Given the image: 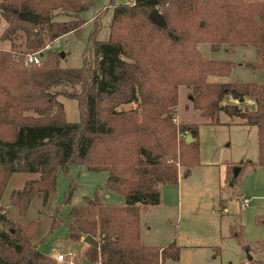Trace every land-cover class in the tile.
I'll use <instances>...</instances> for the list:
<instances>
[{
    "label": "trees",
    "instance_id": "obj_1",
    "mask_svg": "<svg viewBox=\"0 0 264 264\" xmlns=\"http://www.w3.org/2000/svg\"><path fill=\"white\" fill-rule=\"evenodd\" d=\"M92 2L0 0V20L6 23L0 40L19 37L12 45L25 48H0V194L12 172H36L7 196V204L24 214L34 195L44 201L54 188L57 168L74 164L103 170L105 187L120 193L123 202L105 203L96 190L82 194L81 202L69 205L67 238L89 234L96 239L98 245H88L85 254L99 264H164L177 259L179 246L140 243L139 213L159 203L160 184L177 181V164L186 175L197 162V123L173 121L178 85L191 90L202 115L215 120L223 111L254 125L257 159L252 163L264 165V81H205L212 67L229 68L234 62L205 57L197 48L208 42L212 51L223 46L231 53L235 46L250 45L255 59L244 65L264 67V0H109L107 37L89 33L81 65H59L54 49H43L37 64H22L27 49L78 31L84 22L79 13ZM152 8L160 22L148 17ZM28 12L37 15L36 23L24 18ZM58 94L81 106L77 120L64 118ZM226 95L251 96L255 107L220 104ZM131 102L134 106L121 107ZM184 132L192 140L177 138ZM231 174L228 167L224 180L232 183ZM72 181L68 176L63 202H69ZM58 213L54 207L49 230L58 224ZM36 231V220L22 225L0 211V264H56L49 252L38 250Z\"/></svg>",
    "mask_w": 264,
    "mask_h": 264
},
{
    "label": "rangeland",
    "instance_id": "obj_2",
    "mask_svg": "<svg viewBox=\"0 0 264 264\" xmlns=\"http://www.w3.org/2000/svg\"><path fill=\"white\" fill-rule=\"evenodd\" d=\"M127 1L129 0H114V3ZM110 3L109 0H93L90 7L79 13L84 22L78 31L64 33L34 50L42 48L62 51L59 65H81L82 51L89 33L94 30L96 39L107 37L111 16ZM97 13L98 25L95 28L94 16ZM59 17L64 18L65 15ZM5 25L6 23L0 20V32ZM20 41L19 37L11 42L7 39L0 40V48L25 50L23 45H12ZM222 47L214 52L216 55L223 53L217 58H228L234 62V65L229 67L231 80L213 74L205 76L206 72L216 67L214 66L204 73L205 81H264V67L251 68L244 65L245 61L255 59L252 46H235L231 53L225 52ZM197 48L202 55L207 54L206 48L202 49L203 52L200 49V43ZM27 52L31 50L27 49L25 53ZM176 93L173 121L197 123L198 158L197 162L189 167L186 175H182L183 166L177 164V181L159 185V204L150 205L140 211V243L164 247L173 241L178 245L177 259H166L164 264H252V259L264 264V165L252 163L257 159L255 128L235 124L234 122L241 119L237 116L230 117L223 111L217 113L215 120L202 115L200 109L193 106L191 90L184 85H178ZM57 98L62 102L64 118L68 121L77 120L81 106L77 105L76 100L61 94H58ZM224 100L226 99L222 98L219 103L222 104ZM131 106H134V102L121 105L123 108ZM119 107L120 105L116 109ZM207 121L210 122L201 123ZM186 133H178L177 138H184ZM227 167L232 172L234 167L238 168L235 175L231 174V177L234 175L232 183L224 180ZM29 176L37 177V173L16 171L10 174L0 194V211H5L7 216L22 225L30 219L36 220L37 231L34 239L41 237L37 248L42 252H49L56 264H99L97 260L90 261L86 258L85 250L88 244L83 243L81 238H67V211L70 204L81 202L82 194L91 196L95 190L103 202L121 204L122 195L105 187L107 173L103 170L87 169L84 165L70 164L66 170L59 167L55 173L54 188L48 191L45 200L43 201L39 194L34 195L25 213L18 214L15 207L7 204V196L11 190L19 189L23 185L22 182L31 179H26ZM68 176L73 180L75 187L69 202H63ZM243 196L246 198L244 205ZM54 207H59L60 220L49 230ZM68 251L72 253L67 255ZM57 253L66 256L58 260ZM247 254L251 259H247Z\"/></svg>",
    "mask_w": 264,
    "mask_h": 264
},
{
    "label": "crops",
    "instance_id": "obj_3",
    "mask_svg": "<svg viewBox=\"0 0 264 264\" xmlns=\"http://www.w3.org/2000/svg\"><path fill=\"white\" fill-rule=\"evenodd\" d=\"M204 46H206V47H204ZM241 46H243V45H241ZM203 48H206V50H207V54L203 53L205 56H209V57H212V58H217V57H220V56L223 55V53L221 55H216L214 51L210 50V48L208 47V43H206V42L200 43V49L202 50ZM202 52H203V50H202ZM236 65H240V64H236ZM230 72H231V68H227V67H224V66H216V67L212 68L211 70H209L208 72H206L205 76H207L209 74H213V75H219V76L226 77V80H231L230 77H229ZM262 79H260V80H262ZM223 98L226 99V100L222 101L223 103H233V104H236L239 107H245L247 109H254V107H255V103H254L253 98L251 96H248V95L244 96L242 98V100H237V99L232 98V97H230L228 95L224 96ZM208 122H210V121L201 122V123H208ZM234 123L235 124H241L243 126H253L255 128L254 125H247V124L241 123V121H236ZM255 137H256V128H255ZM31 177L32 176H29L26 179L31 178ZM177 179H178V175H177ZM23 183L24 182H22V184ZM243 197L245 198V196H243ZM83 243H85V242H83Z\"/></svg>",
    "mask_w": 264,
    "mask_h": 264
},
{
    "label": "water",
    "instance_id": "obj_4",
    "mask_svg": "<svg viewBox=\"0 0 264 264\" xmlns=\"http://www.w3.org/2000/svg\"><path fill=\"white\" fill-rule=\"evenodd\" d=\"M24 18H26L28 21L32 22V23H36L37 22V15L35 13H25ZM148 17L154 21V22H160L161 21V16L158 13V11L156 10V8H152L150 9V11L148 12ZM59 56H63V52L59 51ZM184 140L185 141H190L192 140V137L190 136V134L186 133L184 135ZM238 171V168L234 167L233 169V174L235 175ZM81 240L85 243H87L88 245H93V246H97L98 242L96 239H94L91 235L86 234L84 235ZM247 259H251L250 255L247 254Z\"/></svg>",
    "mask_w": 264,
    "mask_h": 264
},
{
    "label": "built area",
    "instance_id": "obj_5",
    "mask_svg": "<svg viewBox=\"0 0 264 264\" xmlns=\"http://www.w3.org/2000/svg\"><path fill=\"white\" fill-rule=\"evenodd\" d=\"M42 48L41 49H37L31 52H27L24 54L23 58H22V64L23 65H30V64H37L39 62L41 53H42ZM246 202V198H242V205H244ZM72 251H68V254H71ZM66 255L62 254V253H57L56 255V259L60 260L63 257H65Z\"/></svg>",
    "mask_w": 264,
    "mask_h": 264
}]
</instances>
